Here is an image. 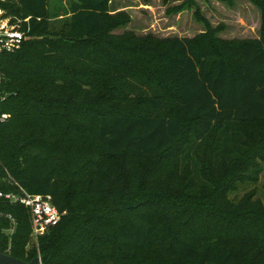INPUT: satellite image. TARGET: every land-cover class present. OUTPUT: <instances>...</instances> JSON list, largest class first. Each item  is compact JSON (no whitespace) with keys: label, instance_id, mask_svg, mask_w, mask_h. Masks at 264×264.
<instances>
[{"label":"trees","instance_id":"1","mask_svg":"<svg viewBox=\"0 0 264 264\" xmlns=\"http://www.w3.org/2000/svg\"><path fill=\"white\" fill-rule=\"evenodd\" d=\"M49 4L0 0L28 36L0 54V191L17 182L65 213L31 240L27 209L0 198V253L41 264H171L169 252L181 264H264V204L228 199L261 172L263 146L242 124L264 120V35L105 38L106 0ZM142 159L148 172L120 164ZM153 207L178 219L158 238Z\"/></svg>","mask_w":264,"mask_h":264},{"label":"rangeland","instance_id":"2","mask_svg":"<svg viewBox=\"0 0 264 264\" xmlns=\"http://www.w3.org/2000/svg\"><path fill=\"white\" fill-rule=\"evenodd\" d=\"M60 1L50 0V9L58 6ZM64 2L67 4L68 0ZM1 12L5 13L4 16L9 15L2 8ZM105 14L113 24L106 30L105 38L125 33L160 40L207 34L217 41H237L264 35V0H106ZM12 21L19 25L21 19L14 16ZM242 127L249 134L251 143L263 146L264 151V120L243 122ZM255 162L261 168L258 179L238 182L235 189L229 192L228 199L249 196L253 201L264 204V158H257ZM120 164L143 173L148 172L152 161L142 159L122 161ZM179 189L180 183L173 179L169 185L170 200H174ZM169 210V207L152 208V230L157 238L165 224L175 225L178 220ZM169 255L171 264H181L173 253L169 252Z\"/></svg>","mask_w":264,"mask_h":264},{"label":"built area","instance_id":"3","mask_svg":"<svg viewBox=\"0 0 264 264\" xmlns=\"http://www.w3.org/2000/svg\"><path fill=\"white\" fill-rule=\"evenodd\" d=\"M0 13V54L2 52H15L24 40L28 38L27 31L20 28V24L13 22V16H4ZM25 20H28L26 18ZM6 115H2V118ZM13 182V181H12ZM18 188L16 192L0 191V198L12 204H20L27 209L30 217L31 240H37L48 229L56 225L65 212H61L53 203L49 194L30 193L17 182H13ZM13 231V227L10 232Z\"/></svg>","mask_w":264,"mask_h":264},{"label":"water","instance_id":"4","mask_svg":"<svg viewBox=\"0 0 264 264\" xmlns=\"http://www.w3.org/2000/svg\"><path fill=\"white\" fill-rule=\"evenodd\" d=\"M0 264H41V259L35 257L30 261H23L11 255L0 253Z\"/></svg>","mask_w":264,"mask_h":264}]
</instances>
